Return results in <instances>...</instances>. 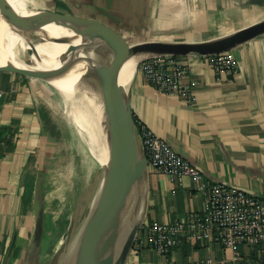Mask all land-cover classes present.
Instances as JSON below:
<instances>
[{"label": "crops", "instance_id": "1", "mask_svg": "<svg viewBox=\"0 0 264 264\" xmlns=\"http://www.w3.org/2000/svg\"><path fill=\"white\" fill-rule=\"evenodd\" d=\"M28 8L94 18L130 43L204 42L264 18L254 0H29ZM40 26L44 42L52 37ZM237 62L219 73L196 55L184 83L196 97L188 104L176 94L147 85L136 71L126 85L135 121L143 123L211 183L231 185L264 198V34L226 52ZM33 77L0 72V264H18L34 224L23 207L27 165L33 153H53L42 137L32 93ZM10 136V137H9ZM8 143V144H7ZM142 226L170 225L203 215L204 199L188 177L170 180L156 172L146 178ZM140 230V229H139ZM126 264H176L213 259L223 264H264V248L233 252L209 242L183 240L166 257L149 247L132 248Z\"/></svg>", "mask_w": 264, "mask_h": 264}, {"label": "water", "instance_id": "2", "mask_svg": "<svg viewBox=\"0 0 264 264\" xmlns=\"http://www.w3.org/2000/svg\"><path fill=\"white\" fill-rule=\"evenodd\" d=\"M263 2L264 0H254L253 3ZM17 21L25 34L28 29L38 31L40 26H51L67 31L70 37H63L59 41V44L63 45L61 47L63 51L51 58L43 57V52L34 46L28 50V58L14 59L5 54L0 47V72H17L33 78L47 79L61 76L73 67H79L101 79V107L107 118L109 149L82 226L83 256L79 259V264H125L143 217L132 229L118 260H115L113 254L105 255L99 245L101 231L119 207L131 184L137 179H146L149 173L131 110V96L121 83L125 61L128 57L141 52L153 54L148 59L158 56H211L225 53L264 34V18L228 35L197 43L159 41L130 43L116 29L97 19L33 7L29 12L18 16ZM83 38H87L91 51L99 60V55L107 48L111 53L110 60L108 62L100 60L102 64H99L77 58V45ZM51 42L56 43L54 38ZM41 229V223L37 222L32 235L35 245L40 243Z\"/></svg>", "mask_w": 264, "mask_h": 264}, {"label": "built area", "instance_id": "3", "mask_svg": "<svg viewBox=\"0 0 264 264\" xmlns=\"http://www.w3.org/2000/svg\"><path fill=\"white\" fill-rule=\"evenodd\" d=\"M219 73H232L237 69L235 59L225 53L198 56ZM180 56H158L141 62L136 72L147 85L165 94H176L188 104L196 97L192 86L184 83L192 64L183 63ZM137 130L147 161L148 171L166 176L170 180L190 178L196 191L203 196V215L189 221L165 225L151 222L140 227L133 247H149L166 257L181 242L196 239L217 244L233 252L237 260L243 247L264 248V198L246 193L233 186L211 183L195 167L177 154L162 138L137 123ZM164 264H176L166 261ZM184 264H223L205 259Z\"/></svg>", "mask_w": 264, "mask_h": 264}, {"label": "rangeland", "instance_id": "4", "mask_svg": "<svg viewBox=\"0 0 264 264\" xmlns=\"http://www.w3.org/2000/svg\"><path fill=\"white\" fill-rule=\"evenodd\" d=\"M22 2L30 5L29 0ZM36 33L35 29L23 33L29 37L31 48L44 42ZM62 39V36L54 38L57 43ZM99 57L102 62H108L111 53L104 48ZM32 79L41 134L52 142L53 153L43 159L36 151L27 165L23 207L34 226L40 222L42 229L40 243L35 245L33 237L29 238L18 264H60L70 242L83 226L102 166L78 135L68 106L57 99L55 91L42 79Z\"/></svg>", "mask_w": 264, "mask_h": 264}, {"label": "bare ground", "instance_id": "5", "mask_svg": "<svg viewBox=\"0 0 264 264\" xmlns=\"http://www.w3.org/2000/svg\"><path fill=\"white\" fill-rule=\"evenodd\" d=\"M22 1L25 0H0V47L5 54L14 59L28 58V50L31 49V43L27 35L24 36L22 26L17 21L18 16L31 9ZM44 31L52 38L70 37L67 31L51 26H46ZM62 46L57 42H47L36 45L35 49L43 52V57L51 58L63 51ZM77 47L76 57L81 61L102 64L91 51L87 38H83ZM152 56L153 54L141 52L128 57L122 68V85L126 87L138 65ZM42 80L55 91L57 99L68 106L72 124L78 135L95 161L103 166L108 157L109 135L107 118L101 107L100 77L84 68L73 67L61 76ZM146 189V179L135 180L123 196L117 210L110 216L99 237V245L105 255L113 254L115 260H118L132 229L143 217ZM81 232L82 228L70 242L60 264H79V259L83 256Z\"/></svg>", "mask_w": 264, "mask_h": 264}, {"label": "trees", "instance_id": "6", "mask_svg": "<svg viewBox=\"0 0 264 264\" xmlns=\"http://www.w3.org/2000/svg\"><path fill=\"white\" fill-rule=\"evenodd\" d=\"M135 120V119H134ZM135 123H136V121H135ZM10 137V136H9ZM8 144V143H7Z\"/></svg>", "mask_w": 264, "mask_h": 264}]
</instances>
